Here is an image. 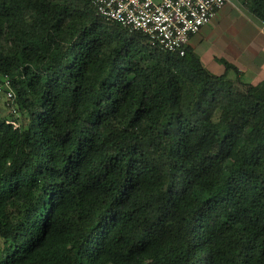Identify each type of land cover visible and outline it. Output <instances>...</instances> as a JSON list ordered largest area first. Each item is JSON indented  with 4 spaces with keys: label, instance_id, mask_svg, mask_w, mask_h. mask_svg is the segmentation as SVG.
Listing matches in <instances>:
<instances>
[{
    "label": "trees",
    "instance_id": "16d2710c",
    "mask_svg": "<svg viewBox=\"0 0 264 264\" xmlns=\"http://www.w3.org/2000/svg\"><path fill=\"white\" fill-rule=\"evenodd\" d=\"M188 43L0 0V264H264V82Z\"/></svg>",
    "mask_w": 264,
    "mask_h": 264
},
{
    "label": "built area",
    "instance_id": "2783aa9c",
    "mask_svg": "<svg viewBox=\"0 0 264 264\" xmlns=\"http://www.w3.org/2000/svg\"><path fill=\"white\" fill-rule=\"evenodd\" d=\"M229 0H92L98 15L131 31L144 33L151 45L184 53L192 35L198 33ZM0 92L14 102L10 79L0 78ZM11 111L15 109L10 106ZM14 126L17 124L11 122Z\"/></svg>",
    "mask_w": 264,
    "mask_h": 264
},
{
    "label": "crops",
    "instance_id": "0c3cea01",
    "mask_svg": "<svg viewBox=\"0 0 264 264\" xmlns=\"http://www.w3.org/2000/svg\"><path fill=\"white\" fill-rule=\"evenodd\" d=\"M188 44L209 70L221 73L218 59L224 58L241 70L243 80L264 82V23L242 5L235 6L234 0L219 9Z\"/></svg>",
    "mask_w": 264,
    "mask_h": 264
},
{
    "label": "rangeland",
    "instance_id": "374dc122",
    "mask_svg": "<svg viewBox=\"0 0 264 264\" xmlns=\"http://www.w3.org/2000/svg\"><path fill=\"white\" fill-rule=\"evenodd\" d=\"M235 6H239V4L237 2H235ZM236 20V19H235ZM234 20V21H235ZM237 21V20H236ZM215 72H220L219 70L215 71ZM0 114H6V110L3 108V96L0 95Z\"/></svg>",
    "mask_w": 264,
    "mask_h": 264
}]
</instances>
